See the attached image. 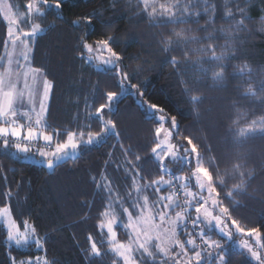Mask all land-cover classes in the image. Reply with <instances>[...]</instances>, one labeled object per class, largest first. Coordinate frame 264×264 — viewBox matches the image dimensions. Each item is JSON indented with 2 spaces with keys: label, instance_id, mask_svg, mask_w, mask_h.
I'll list each match as a JSON object with an SVG mask.
<instances>
[{
  "label": "snow or ice",
  "instance_id": "obj_1",
  "mask_svg": "<svg viewBox=\"0 0 264 264\" xmlns=\"http://www.w3.org/2000/svg\"><path fill=\"white\" fill-rule=\"evenodd\" d=\"M66 2L27 0L21 10L14 0H0V18L6 24V35L0 39V157L16 161L39 157L38 163L55 170L115 141L100 173L91 176L96 199L84 206L92 209L98 203L99 207L95 233L88 234V246L81 249L85 264H104L105 259L110 264H230L233 245L246 264H264V231L235 215L246 206L237 198L248 196L255 171L242 149L250 141H264V115L233 104L229 135L238 150L222 168L210 145L200 144L190 134L182 136L175 115L141 99L137 107L145 122L154 124L152 139L144 148L133 145L114 116L122 97L135 90L143 98L145 90L132 83L135 75L130 79L122 67L118 37L104 33L91 39L97 24L112 27L105 24L102 13L94 12L70 22L83 33L77 38V58L112 79L117 90H105L98 81L71 126L53 125L49 102L54 83L43 68L33 65V51L37 39L52 30V25L43 27L48 10H62ZM132 2L152 27L169 29L167 34L159 33L158 44L166 57L162 63L176 69L194 113L198 115L205 102L200 85L210 80L214 90L223 91L229 72L241 100L264 104V79L257 82V73L247 63L229 67L239 59L233 47L236 34L247 32L252 20L248 0H220L219 19L215 0ZM221 21L229 27L217 28ZM188 25L196 28L181 27ZM220 39L223 45H218ZM191 72L197 78L185 79ZM142 153L150 156L145 159ZM0 178L7 182L3 165ZM4 195L0 235L5 237L10 264H55L46 254L48 237L39 235L30 220L18 222L8 203L11 190ZM13 248L35 249L36 254L17 259L11 254Z\"/></svg>",
  "mask_w": 264,
  "mask_h": 264
},
{
  "label": "trees",
  "instance_id": "obj_2",
  "mask_svg": "<svg viewBox=\"0 0 264 264\" xmlns=\"http://www.w3.org/2000/svg\"><path fill=\"white\" fill-rule=\"evenodd\" d=\"M14 2L23 10L27 0ZM215 2L218 5L219 19L220 0ZM248 4L250 7L247 12L252 18L247 24L249 30L236 34L233 47L239 59L232 61L229 67L231 69L236 64L247 63L257 73L254 79L259 82L264 79V31L261 30L264 29V23L261 22L264 17V0H248ZM48 12L50 14L43 27L47 29L48 25H52V30L46 31L37 39L33 51V65L43 68L54 83L49 102L53 125L71 126L77 112L83 113L84 98L90 95L98 81L105 90H117L113 87L112 79L98 75L95 69L82 65L77 58V38L83 33L78 32L76 26L70 22L94 12L102 13L105 24H111L112 27L109 29L97 24L91 39L100 38L104 33L118 37L119 47L116 50L124 57L122 67L127 70L130 79L135 75L132 83L142 85V90H145L143 98H138L135 90L122 97L118 102L119 111L114 116L121 131L132 137L130 142L133 145L144 148L152 139L150 130L154 124L145 122L143 113L137 107L141 99L164 108L170 115H175L181 126L182 136L190 134L200 144L210 145L212 155L220 159L222 168L234 158L238 150L229 135L233 104L241 105L242 111L248 110L256 116L264 115V104L240 99L238 84L233 82L230 72L223 91L214 90L210 80L200 85V93L205 97V102L197 109L198 115L194 113L184 95L183 86L178 81L176 69L162 63L166 57L158 44L159 33L167 34L169 29L154 28L143 20L137 14L138 10L132 0H67L62 10L49 9ZM51 13H58L63 19ZM181 27L194 30L196 25ZM216 27L229 26L221 21ZM5 35L6 24L0 18V39ZM224 43L220 39L218 45ZM196 78L195 72L185 77L188 80ZM114 142L109 141L76 162H69L55 170L39 166V157L21 161L0 157V165H3L7 175V182L0 178V206L5 203L4 194L11 190L12 198L8 203L18 222L28 219L37 225L39 235L48 237L46 254L55 264H85L81 249L88 246V234L95 233L99 204L92 209L84 205L96 199L91 176L100 173L106 153L110 150L109 146ZM242 151L247 154L255 171L254 180L248 188V196L237 198L246 206L235 215L248 226H260L264 231V216L261 215L264 213V168H261L264 164V141H250ZM202 154H205L203 150ZM142 155L147 159L150 153ZM108 171L115 176L111 168ZM2 231L0 226V232ZM214 238L220 239L218 235ZM4 239L0 235V264H10L9 249L5 247ZM11 254L21 259L35 255L36 250L13 248ZM104 264H110V260L105 259ZM230 264H246L244 256L240 255V250L234 245Z\"/></svg>",
  "mask_w": 264,
  "mask_h": 264
},
{
  "label": "water",
  "instance_id": "obj_3",
  "mask_svg": "<svg viewBox=\"0 0 264 264\" xmlns=\"http://www.w3.org/2000/svg\"><path fill=\"white\" fill-rule=\"evenodd\" d=\"M69 162H71V161H69ZM69 162H68V163H69ZM66 164H67V163H65L64 165H66ZM38 165L41 166V167L43 166V165L40 164V163H38ZM64 165H63V166H64ZM43 167H45V166H43ZM45 168H46V167H45ZM57 168H59V167H57ZM57 168H56V169H57Z\"/></svg>",
  "mask_w": 264,
  "mask_h": 264
},
{
  "label": "rangeland",
  "instance_id": "obj_4",
  "mask_svg": "<svg viewBox=\"0 0 264 264\" xmlns=\"http://www.w3.org/2000/svg\"><path fill=\"white\" fill-rule=\"evenodd\" d=\"M22 10V9H21Z\"/></svg>",
  "mask_w": 264,
  "mask_h": 264
}]
</instances>
